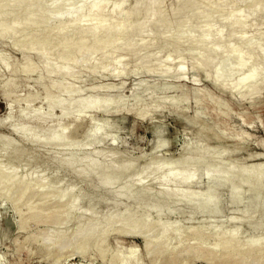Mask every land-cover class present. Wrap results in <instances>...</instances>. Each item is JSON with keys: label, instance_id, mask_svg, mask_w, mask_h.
<instances>
[{"label": "rangeland", "instance_id": "1", "mask_svg": "<svg viewBox=\"0 0 264 264\" xmlns=\"http://www.w3.org/2000/svg\"><path fill=\"white\" fill-rule=\"evenodd\" d=\"M116 1L39 0L36 6L26 11L33 16L28 22L32 26L29 34L23 38L17 34L13 39L0 40V59L7 56L11 61H0V264H120L115 260L117 254L119 256L123 252L122 255H126L132 248L135 251L134 258L138 253V258L134 260L142 261V264H162L164 258L166 263L163 264H264V186L261 190L248 187L240 190L238 184L226 186L224 183L218 184L216 180L218 175L226 174L231 164L240 173L246 172L248 167L264 164V75L253 76L257 71L256 60L246 64L240 72L234 68V59L228 58V48H221L214 56L215 60L221 61L214 80L209 79L213 67L207 68L209 71L204 67H194L197 61L195 57L205 54L222 29L237 34L236 25L227 21L219 23L204 39L200 48L195 50L191 45H185L180 52L173 49V46L161 49L160 41H154L149 63L145 66H149L150 62L151 64L146 68L140 65L142 69L134 63L132 55L141 48L143 42L149 41L144 35L135 38L131 32L125 35L114 32L113 35V32L102 30L93 31V35L89 36L87 32H83L81 35L85 38L79 40L75 28L67 27L66 17L86 12L90 6ZM260 2L261 0H252L243 11L244 16L254 12L257 20L262 19L264 4L261 9L256 10ZM130 3L133 0H128L126 7ZM176 3L177 0H164L159 7V12L169 21L174 20L171 10ZM130 7L132 5L128 8ZM208 7L213 8L214 4L209 3L207 10ZM147 11L148 7L141 10L142 13ZM3 13L4 11H0V15ZM198 20V23H213L212 18L201 17ZM15 21L14 19L11 23ZM38 27H43L44 33ZM256 27H248L244 31L246 38H250L240 46L242 53H246L257 42L264 43V27ZM183 30L184 28L179 31ZM56 31L55 37H49L50 33ZM151 31L155 32L156 27H151ZM162 33L169 34L166 30ZM179 33L168 38L173 41ZM187 34L193 39L198 32L194 29ZM96 35L98 38L101 36L99 39L102 40V47H110L106 58L102 57V51L95 54L100 62L106 65L109 57L119 54L128 56L129 65L123 69L124 75H113L109 71V76V72L101 69V65V71H87L90 76L86 71L78 74V78H67L62 73L51 81L53 92L60 82L68 81L66 83L69 89L62 93V101L81 99L74 110L70 111V116L60 120L63 127L72 123L76 115L88 120L90 126L86 121H80L81 125L74 127L70 135L73 137L70 138L72 142L68 143L69 146L56 144L52 147L50 139H47L46 144H35L32 140L28 141L12 133V124L26 123V126L30 125L36 131H39V125L49 127L46 131L39 132L40 136L56 134V126L61 118L60 108L49 110L48 114L45 87L49 79L44 66L39 64L40 60H36L44 53H52L60 43L69 39H77L81 45H92ZM38 39L42 41L41 50L31 49L26 54L22 52L21 48L36 44ZM14 40L18 42L15 47L12 43ZM118 40H122L124 44L121 50L114 51ZM262 50L263 47L259 52ZM78 51V48L69 44L61 63L79 55ZM167 52H170L169 55ZM89 53H84L80 61H85ZM177 53H180L179 56ZM28 62L34 65L37 62L38 68L34 66V70L26 69L25 64ZM182 65L186 68L183 73H179L177 67ZM169 66H172L171 72ZM11 80L16 89L10 93L11 96H5L3 85ZM257 86L261 90L263 87L261 94L258 92L260 89L254 95L249 94ZM151 93L156 97L157 103ZM26 94L34 96L31 98ZM147 95L151 97L148 98ZM186 98L188 101L184 100ZM86 99L91 103L88 109ZM98 99L103 103L100 109L96 104ZM167 99L169 102L174 100L177 105L171 102L165 104ZM12 105L14 116L6 120ZM186 105L188 108L185 109ZM18 106L28 108V118L34 116L33 107L37 111L43 109L42 114L48 111L44 114L50 117L45 116L43 121L37 118L27 119L25 111V116L19 118ZM108 107L112 108L109 113L105 112ZM139 111L142 112L139 114ZM30 112L31 116H28ZM7 140L15 143V149L4 147V141ZM184 157L196 160L195 165L200 162L198 165L219 166L218 175L211 182L207 176L204 177V166H196L197 170L194 167L196 174L194 173L192 187L185 184L180 189L191 190L194 199L201 197L205 201L214 193V198L208 204L197 207L192 199L167 200L163 194L158 193V186L150 181L151 177L145 182V188L148 186L149 192L146 193L143 186L128 190V186L136 179L132 177L133 174H139L145 169L147 172L155 171L156 166L165 167L169 163L176 171L185 166L186 158L182 159ZM76 159L81 162L74 163ZM107 160L117 165L124 163L134 170L131 169L132 172L129 171L124 177L121 174V179L120 175L115 176L105 169ZM90 161L95 162L96 167L83 176H77L76 171ZM101 172L102 176L107 175L104 178L116 177L117 180L119 176L120 180H115L117 184L107 191L106 187L100 188L96 184ZM125 223H129L126 228ZM178 224L180 228H177ZM175 226L176 230L173 228ZM146 228L149 232L142 235L141 231ZM158 241L160 245L156 246ZM168 246L170 250L166 254ZM100 254L102 255L99 256ZM135 261L134 264H137Z\"/></svg>", "mask_w": 264, "mask_h": 264}, {"label": "bare ground", "instance_id": "2", "mask_svg": "<svg viewBox=\"0 0 264 264\" xmlns=\"http://www.w3.org/2000/svg\"><path fill=\"white\" fill-rule=\"evenodd\" d=\"M163 1L164 0H133V3L132 4L130 3V5H132V7H130V8H128L130 5H128V7H126L128 0H117L116 3L105 2L101 6H90V7H88L86 12L78 13V14L66 17V24H67V27H74L75 28V30H76V32L78 34L77 39H79V40L85 38V37H83L81 35L83 32H87V36H89L91 34L93 35V33H92L93 31L99 32V31H102V30L110 31L111 33L113 32V35H114V32L120 33L122 35H125V34L131 32L132 35L135 36V38L144 35L145 37H147L149 39V41H147L145 43L143 42V44H141L142 45L141 48L139 50L135 51L134 55H132V59H133V61H134V63L136 65H139V66L142 65V67L144 65V67L146 68V67H149L150 64H151V62H150L149 66H145V65H147L149 63L150 52L152 50V44H153L154 41H160L159 45H160L161 49L162 48H167L168 49L169 47L171 48V46H173V49H175L176 51L178 50V52H180L179 50H181L185 45H191V47L194 48V50H195V49L200 48V46H201L202 42L204 41V39L209 35V33H211L214 29L217 28L219 23H221L222 21H227L228 23H234L236 25L237 34L234 35V33L231 30L222 29L219 32V34H217L214 37L213 41L210 43V45H209L207 51L205 52V54L202 57H198L199 59L197 57H195V59H197V61H196V63H194V67H198V66L204 67L205 70H207V68L213 67V69H212L213 73L212 74L208 73V75L210 74L209 75V79L214 80L215 77H216L217 70L220 67V63H221V61L215 60L214 56L217 53H219L221 48H228L227 55H228V58L234 59V62H235L234 63V68L239 69L240 72H241V70L244 68V66L246 64L251 63L252 61L256 60V65H257L256 70L257 71L253 74V76L254 77H260L261 75H264V50L259 52V49L261 47L264 48V43L263 44L259 43V42H257V44L255 43L254 45H252L247 50L246 53H242L241 50H240V46H242V44H244L250 38V36L246 38V36L244 35V31H246L248 27H256V26L264 27V17L262 19H260V20H257V18L255 17V13L254 12L250 13L249 15L244 16L243 11L245 10L246 6L250 2H252V0H177L176 5L174 6L173 10H171L172 13L174 14V20H172V21H169L165 17L164 14L159 12V7H160V5H162ZM12 2H13V0H12ZM12 2L10 1V3H9V1L0 0V5H1V8H2L0 11H4V13L2 15H0V40L1 39L8 40V38H9V40L13 39V38H15V36L17 34L20 35L19 36L20 38H23V37H26L29 34V32L31 31L30 29H31L32 26L30 24L28 25V22H30L33 19V16H30L26 11L28 9H30L31 7H33V6H36V3H38L39 0H15L13 3ZM209 3L214 4V7L210 8V9L208 7L209 10H207V6H208ZM263 4H264V0H261L259 5L256 7V10L261 9ZM236 6H238V7L236 8ZM145 7H148L149 11L142 13L141 10L143 8H145ZM191 14H192V16H189ZM109 16H111L110 20L106 21ZM199 17L200 18L204 17V18H207V19L208 18H212L213 23L212 24L198 23V21H199L198 19H200ZM11 19L12 20L15 19L16 20L15 23L13 22V24H12L11 23V21H12ZM153 26L156 27V31L155 32L151 31V27H153ZM182 28H184V30L180 32L179 30L182 29ZM37 29L39 31H41L42 33H44V28L43 27H41V28L38 27ZM194 29L197 30L198 35L195 38L192 39V38L189 37L187 32L191 31V30H194ZM164 30H166L169 34H167V35L163 34L162 32H164ZM57 32L58 31L50 33L49 37H55ZM253 32L255 33V31H253ZM176 33H177V35L179 33V36L177 37V39H174L172 41V40H170L168 38V36H170L172 34H176ZM99 38H98V35H96V40H95V42L92 45L91 44H84V43L81 45L79 43V40H77V39H74V40L69 39V40H66L64 43L63 42L60 43L58 45L57 49L55 51H53L52 53H44L43 54L42 51H41V54H43V56L41 55L40 59H37L36 61L40 60L39 64L42 67L44 66V68H45L44 70H46V73H47L46 74L47 79H49V80H47V87H45L46 88L45 89L46 97H48L47 108L46 109H48V111L49 110L52 111V109L58 107V108H60L59 110L61 112L60 113L61 114V118H59V124L56 126V130H55V127H54V130H55L56 134L50 133L48 135L44 134V135L40 136L39 132L46 131L49 127L46 128L44 125H39L38 126L39 131H36L35 129L31 128L30 125L26 126L25 125L26 123L25 124H23V123H14V124H12V127H11L12 133L18 134V135L26 138V140H28V141L32 140V142L35 143V144L36 143L37 144H41V143L42 144L43 143L46 144L47 139H50L49 144L52 147L54 145H56V144H59L60 146H69L70 145L68 143L72 142L70 140V138L73 137V136H70V135L73 133L72 131H73L74 127H76V126L78 127V125H81L80 124L81 122H84L86 120L84 118L77 117V115H76V117L72 121V123H69V124L65 125L64 127L60 123V120L62 121L63 117H66L67 115L70 116V111L74 110V108L76 107V105H78V103L81 101V99H71L69 101L66 100L67 102L62 101V99H61L62 93L68 91V89H69V86L66 83L67 80H63L62 82H60V84L56 87V91L55 92L52 91L53 89H52V86H51L52 85L51 81L54 80V77H57L58 75H62V73H64V75H66L67 78L68 77L71 78V76L78 78L77 75L82 73V71L83 72H85V71L86 72L87 71L90 72V71H93V70H98L101 65H103V66H101V69L102 68L104 70L106 69V71H108V72L110 71L112 74L114 73L113 75H115V74L117 75L118 73L119 74L122 73L123 69H126L127 68L126 66L129 63V61H128L129 58H127L128 56L126 57L124 54L115 55V56H113V58L109 57V63H107L106 65L102 61L100 62L99 57H98V60H97L96 57H95V54L97 52L102 51V53H103L102 57L104 56L106 58V57H108L107 53H108V49L110 48V47H105V48L102 47L101 46L102 40L99 39ZM16 40H17V37H16ZM262 40L264 42V38ZM142 41H144V40L142 39ZM4 43H6V42H4ZM12 43H13L14 47L18 45V42L15 41V40ZM77 43H79L80 45L77 44ZM131 43H133V42H131ZM69 44L74 45V47H76V49L78 48L79 55H77L74 58L70 59V61L68 60L67 62H62L61 63L62 56H63V54H64V52L66 50V47ZM123 44L124 43H123L122 40H118V42H116L115 48H113V49H115L114 51L121 50V46ZM133 44H130V46H132ZM41 46H42V41H41V39H38L36 44H31V45H28L27 47H24V48H21V49H23L22 52H24L26 54V52L31 50V49H35L37 51L41 50ZM161 49H159V51H162ZM88 52H90L89 53V57L85 61L81 62L80 59L83 57V54L84 53L87 54ZM111 52H112V50H111ZM38 53H40V52H38ZM169 53L167 55H169ZM173 53H176V52H173ZM259 53H260V56L258 57ZM177 54L179 56L180 53H177ZM159 55H160V53H159ZM174 55H176V54H174ZM164 56H163V61H165ZM167 57H169V56H167ZM257 57H258V59H256ZM23 58L26 59L25 57H23ZM0 61H2V62H5V61L6 62H11L10 58L7 57V56L1 57ZM168 61L169 60H167V62ZM135 64H134V67H135ZM152 64H153V62H152ZM161 64L163 65V63H161ZM25 66H26L25 67L26 69H32L34 66L37 67V62L35 63V65L32 62H28V63L25 64ZM159 66H161V65H159ZM35 68H33V70ZM140 68H141V66H140ZM177 68L179 69L178 70L179 73H183L184 68H186V66L182 65V67L179 66ZM101 69H99V70L101 71ZM169 69H170V72H171L172 66L171 67L169 66ZM106 71H105V73H106ZM173 71H174V69H173ZM185 71H186V69H185ZM207 71H209V69ZM88 72H87V75H89ZM110 72L108 73V75L110 74ZM126 72H128V70H126ZM170 72H167V73H170ZM103 74H104V72H103ZM83 75H86V74H83ZM66 76H65V78H66ZM109 76H111V75H109ZM171 76H172V74H171ZM80 77H82V76H80ZM181 77L178 78V79H181ZM176 79H177V76H176ZM194 83H197V82L195 81ZM143 85L141 86L142 88L140 87L142 90H143ZM231 87H232V85H231ZM226 88L229 89L230 86H229V88L228 87H226ZM15 89L16 88H14V81L11 80L9 82H6L5 85H3L2 91H3V94L6 96V95L10 94L11 92H14ZM259 89H260V86H257L254 89H252L249 94H251V95L253 94L254 95V94H256V92ZM77 90H76V92L78 93ZM262 90H263V87H262ZM262 90L260 89L258 91L259 95L261 94ZM148 91H150V90H148ZM152 92H154V90ZM74 93H75V91H74ZM107 93L109 94V92H107ZM145 93H147V92H144V94ZM11 94H10V96H11ZM34 94H32L30 96L26 94V96L33 98ZM151 95H153V94L151 93ZM259 95H257V96H259ZM10 96H8V97H10ZM207 96H208V94H207ZM105 97H106V95H105ZM105 97H104V99H105ZM149 97H151V96H148V98ZM82 98H84V97H82ZM145 98H147V97H145ZM153 98H155L154 101H156V97L154 95H153ZM187 98L184 99V100L188 101ZM141 99H142L141 101H145V99L144 100H143V98H141ZM150 99H152V98H150ZM89 100H91V99H89ZM99 101H100V103H99ZM99 101H98V103H96L98 109H100L102 107V104H103L101 102L102 100H99ZM166 101L167 102H165V104L169 102L168 99ZM173 101L174 100H170L171 103L175 104V102H173ZM92 102L94 103L93 99H92ZM145 103H146V101H145ZM156 103H157V101H156ZM179 103H181V100H180ZM153 104H151V105L153 106ZM183 104L184 103H182V105H181L182 107H183ZM85 105L87 106L86 109H88L90 107V105H91L90 101H87V99H86ZM175 105H177V104H175ZM13 107L14 106L12 105L11 112L5 117L6 120L13 118V116H14L13 115ZM18 107L19 108H18V111H17V116L19 118L24 117L25 116L24 113L26 111V118L29 119L30 117L29 118L27 117V109L28 108H23V107H20V106H18ZM41 107H43V106H40V108ZM186 107H187V105L185 106V109H186ZM33 108H32V110H33L32 114L34 113V116L33 115L31 116V112L28 113V116L30 114L32 119L33 118L34 119L37 118L38 120L43 121L45 116L50 117L49 115H45L44 114V112H48V111H44L43 114H42L41 111H43V109L37 111L36 110L37 108L35 107L36 108L35 109L36 111H35ZM109 109H106L105 112L109 113V112L112 111L111 110L112 108L110 110ZM29 110H30V107H29ZM142 111H139L138 113L140 114ZM49 113H50V111L48 112V114ZM197 113H199V111H197ZM223 113L225 114V112H223ZM84 114H85V112H84ZM199 114L201 115V113H199ZM71 115H72V113H71ZM143 115H145V113ZM59 116L60 115H58V117ZM30 121H32V120H30ZM41 121H40V123H41ZM86 122L90 126V122L88 120ZM87 127H86V129H87ZM97 132L99 133V131H97ZM80 133L81 132H79V134ZM82 133H84V131H82ZM221 135H224V134L222 133ZM72 140H73V138H72ZM96 140H97V138H96ZM4 142H5L4 143L5 144L4 147L7 146V147H10V148L12 147V149H15V147H16L15 143H12L11 141H8V140L4 141ZM8 150H9V148H8ZM107 157H109V156H107ZM185 158L186 157H184L182 159H185ZM204 158H206V157H204ZM218 160H219V157H218ZM107 161L108 162H107V165L105 166V169L106 170H110V172L114 173L115 176L116 175H120L121 179H122V175L121 174H123V177H124V175L128 174L131 169H132V171L134 170V168H131V166L129 167V166L124 165V163H121L122 165L120 163H119L120 165H117V164L111 163L109 160H107ZM80 162L81 161H79L78 159L74 160V163H76V164L80 163ZM184 163H185V166L182 167L179 170H176V171L174 170L175 168H173L172 166L169 165L170 164L169 163L165 167H163V166L157 167L156 166V170L155 171L152 170L153 172L151 170L147 172V170L145 169L146 171L145 170L144 171H140V172H138L139 174H135V175L133 174L132 177L136 178V179H134L135 181L132 183V185L128 186V190L132 189V188H135V187L142 188V186H143V188L146 191V193L149 192L150 189H148V186L145 188V182H146V179H149L151 177L150 181H154V183L157 184L156 186H158V193H160L161 195L163 194L164 197L167 198V200L169 199V200H177V201H185V200L188 201V199H192V202H194V204H196L197 207H199L198 205H202V204L204 205L205 203H207L208 201H210V200H212L214 198V193L211 196H209L206 199V201H205L201 197H195V199H194L191 196V192H190L191 190H186V191H181L180 190L181 187L183 185H185V184H188V185L191 186V184L193 183L194 178H195L194 167L196 169V166H202V165H198V164H200V162H198V164L195 165L194 163H196V160H193V159H191L189 157L185 159ZM234 164H236V163L234 162ZM95 165H96L95 162L90 161L85 167L80 168L79 170L76 171L77 172V176L78 175L79 176H83L87 171H90L92 168L96 167ZM173 166H174V164H173ZM203 166H202L203 167L202 170L204 171V175L206 174L204 177L207 176L208 181L211 182L218 175L217 172H218V170L220 168H219L218 165H215V166L212 165L213 167H211L210 165H203ZM98 169H101V168H98ZM132 171H130V172H132ZM221 171H223V170H221ZM245 171L246 172L240 173L239 170L237 169V167L233 166V164H231L230 168L226 171L225 175L224 174L223 175L222 174L218 175V177L216 178V180L218 181L217 183L218 184L224 183V185H226V186H231V185L238 184L240 190L241 189L243 190V188H245V187L253 188V189H256V190H259L260 188H263V186H264V164L254 165L253 167H250V168L248 167V169H246ZM102 173L103 172H101V174L98 176V178L96 177L97 178L96 180L98 181L96 184H98V186L100 188L106 187V190L108 191V189H112V186L115 185L116 177L114 179H113V177H109V176L108 177L110 179L104 178V176L106 177L107 175L102 176L103 175ZM117 178L120 180L119 176H117ZM118 179L116 180L117 182H118ZM5 180H6V178H5ZM9 181H10V179H9ZM216 186H214V187H216ZM245 193H247V191ZM239 196H241V195H239ZM128 219H130V218H128ZM127 222H128V220H127ZM179 224H178L177 228L179 227ZM128 225H129V223H125V227L124 228H126ZM173 228H174V230H176V226L173 227ZM259 229H262V228H259ZM128 230H131V229H128ZM141 232H142L141 233L142 235H145L149 231L147 232V228H146V230H143ZM122 233H124V232L122 231ZM156 243H158V244L156 245ZM156 243H155L156 246L160 245L159 241L156 242ZM170 246H171V244H170ZM129 248H131V247H129ZM167 248H166L167 251L165 250L166 254L170 250L169 246ZM119 252H120V250H119ZM125 252H126V250H125ZM151 252H153V251H151ZM122 253L119 256H118V254H119L118 253L117 254L118 257L116 256V258H115V260L117 262L119 261L120 264H134V261H135L134 259L138 258L137 257L138 253H137V256L134 258L135 251H134L133 248L130 249V251H128L126 253V255H122ZM102 254H100L99 256H101ZM160 254H159V256H160ZM153 255H154V253H153ZM208 255H210V254H208ZM112 258H114V257H112ZM162 260H163V257H162ZM165 260L166 259L164 258V262H165ZM139 261H141V259ZM135 262H138V261H135ZM164 262L162 261V264ZM139 263L142 264V261L138 262L137 264H139ZM158 263L159 262H157V264ZM155 264H156V262H155Z\"/></svg>", "mask_w": 264, "mask_h": 264}]
</instances>
